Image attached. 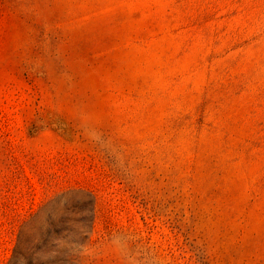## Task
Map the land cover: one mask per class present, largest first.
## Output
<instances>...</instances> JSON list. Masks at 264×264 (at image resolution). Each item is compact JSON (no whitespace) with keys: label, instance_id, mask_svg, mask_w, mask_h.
I'll use <instances>...</instances> for the list:
<instances>
[{"label":"rangeland","instance_id":"rangeland-1","mask_svg":"<svg viewBox=\"0 0 264 264\" xmlns=\"http://www.w3.org/2000/svg\"><path fill=\"white\" fill-rule=\"evenodd\" d=\"M0 264H264V0H0Z\"/></svg>","mask_w":264,"mask_h":264}]
</instances>
